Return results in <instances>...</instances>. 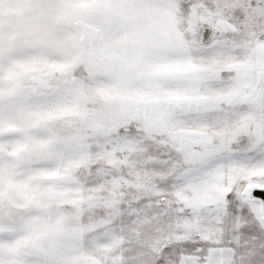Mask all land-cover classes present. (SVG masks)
<instances>
[{"label": "snow or ice", "instance_id": "1", "mask_svg": "<svg viewBox=\"0 0 264 264\" xmlns=\"http://www.w3.org/2000/svg\"><path fill=\"white\" fill-rule=\"evenodd\" d=\"M0 264H264V0H0Z\"/></svg>", "mask_w": 264, "mask_h": 264}]
</instances>
